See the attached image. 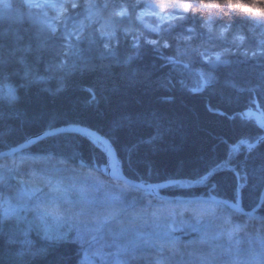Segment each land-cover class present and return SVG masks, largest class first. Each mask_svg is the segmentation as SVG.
Here are the masks:
<instances>
[{
	"label": "trees",
	"instance_id": "1",
	"mask_svg": "<svg viewBox=\"0 0 264 264\" xmlns=\"http://www.w3.org/2000/svg\"><path fill=\"white\" fill-rule=\"evenodd\" d=\"M255 16L242 13L217 18L210 29L207 20L184 14L164 28L158 45L145 43L136 50L123 41L124 47L117 45L112 54L104 53L98 44H84L79 62L73 61L65 72L57 69L53 73L48 68L59 49L43 46L41 32L30 22H12L1 16L0 151L46 129L80 124L111 141L119 167L130 179L152 183L190 179L215 168L206 185L188 190L170 186L161 192L200 196L212 186L214 195L233 201L239 197L242 206L251 209L264 184V140L251 152L240 142L253 143L264 135L256 116H247L250 109H259L264 120V54L244 57L228 52L230 61L212 66L211 82L200 90L209 74L200 78L197 68L202 63L192 64L181 53L185 42L224 47L222 35L226 39L246 35L253 42L249 31ZM245 79L262 96L246 88ZM9 88L14 100L6 95ZM236 144H241L239 150L231 155ZM100 149L82 135L58 133L0 160L50 157L83 170L93 169L111 181L102 170L107 156ZM221 164L225 165L218 167ZM256 214L264 218V202ZM86 219L92 220L85 216L79 222ZM72 236L73 231L63 237L62 233L25 228L12 218L2 221L0 264H85L82 247ZM164 252L173 258L172 264L187 258L183 251ZM196 253L194 264L211 263L215 254Z\"/></svg>",
	"mask_w": 264,
	"mask_h": 264
},
{
	"label": "rangeland",
	"instance_id": "2",
	"mask_svg": "<svg viewBox=\"0 0 264 264\" xmlns=\"http://www.w3.org/2000/svg\"><path fill=\"white\" fill-rule=\"evenodd\" d=\"M173 2L0 0V17L30 22L41 32L43 46L59 49L49 71L65 72L73 61L79 62L84 44H98L104 53L112 54L117 45L124 47L123 41L136 50L145 43L158 45L164 28L184 15L168 8ZM216 19L207 20L210 29ZM251 22L253 42L246 35L233 39L222 35L224 47L191 46L184 41L181 54L192 64L202 63L197 69L205 76L212 66L230 61L228 52L244 57L264 54V19L255 16ZM243 84L262 96L251 81L245 79ZM249 111L263 120L259 109ZM235 152L232 149L231 155ZM26 157L0 160V199L17 206L18 214L12 219L25 228L62 233L63 237L73 231L85 264H172L173 258L165 257L164 251H183L187 258L178 260L180 264H194L193 251L215 252L212 262L204 264H264V218L256 213L228 212L206 200L161 199L121 181H105L93 169L83 170L54 158L20 163ZM83 216L92 220L80 223ZM238 226L240 230L235 231Z\"/></svg>",
	"mask_w": 264,
	"mask_h": 264
},
{
	"label": "snow or ice",
	"instance_id": "3",
	"mask_svg": "<svg viewBox=\"0 0 264 264\" xmlns=\"http://www.w3.org/2000/svg\"><path fill=\"white\" fill-rule=\"evenodd\" d=\"M216 59L219 60L220 56L219 54H217ZM201 76H203V74L201 73ZM212 76L211 74H209L207 79L203 80V84L207 85L211 82ZM193 91H196L195 89ZM6 95H8L11 99H15V95L14 92L11 88L7 89ZM247 116L251 118V113H247ZM257 126L258 127H264V120H260V121H256ZM60 132H72L75 134H79L84 136L85 138L89 139L90 142H92L94 145L96 146H100L101 144L103 145V147L100 149L101 151H104L106 155L110 156L112 158V168H113V176L121 179L124 181V184L126 187L128 186H132L135 188H143L144 185L142 183H136L134 184L133 182L128 181L125 177H123L122 172L120 171L119 168V158L118 156L115 155V150L114 148H112L111 146V141H109L106 137L101 136L100 134L96 133L94 130L87 128L85 126H80V125H72V126H66L65 128H61V129H50V130H46V132L44 134L41 135V137H39V139H45L48 136H52V135H56ZM261 139H264V137L258 138L257 141L255 143H249L248 141L244 140L241 141V143L247 144L248 150L251 152L252 150H254ZM38 139L36 138H32L29 139L28 141L25 142L24 145H22L21 147H31L33 144L37 143ZM238 145L233 146V151H238ZM14 151H19V148L14 149ZM24 159H36V160H42L44 159V157H26V158H22L20 163L24 162ZM216 169H210L208 172H206L205 174L197 177V178H190V179H184V180H171V181H167L165 183L159 184V185H149L148 189L149 191H151L153 194H157V189L162 188V187H170V186H174V185H178L179 187L188 190V189H192L195 187H199V186H203L205 185L208 180L210 179L211 176H213L215 174ZM114 198H118V197H114ZM191 202V201H190ZM218 200L217 198L213 197L212 198V203L215 204L217 203ZM235 210L240 211L241 213L243 212V209L236 204H232L231 205ZM18 214V208L15 205L11 204V201L7 198H3L0 199V222L8 220L10 218L15 217ZM249 215H251V213H249ZM240 228L239 226L235 229V231H239ZM85 261H88V257L85 256Z\"/></svg>",
	"mask_w": 264,
	"mask_h": 264
},
{
	"label": "clouds",
	"instance_id": "4",
	"mask_svg": "<svg viewBox=\"0 0 264 264\" xmlns=\"http://www.w3.org/2000/svg\"><path fill=\"white\" fill-rule=\"evenodd\" d=\"M159 3L160 0H157ZM170 9H178L181 13L198 15L208 20L211 18H230L242 13L264 19V0H175L168 4Z\"/></svg>",
	"mask_w": 264,
	"mask_h": 264
},
{
	"label": "water",
	"instance_id": "5",
	"mask_svg": "<svg viewBox=\"0 0 264 264\" xmlns=\"http://www.w3.org/2000/svg\"><path fill=\"white\" fill-rule=\"evenodd\" d=\"M204 87V84L203 86L200 88V90ZM72 125H80V124H68V125H62V126H59V127H55V128H51V129H61V128H65L66 126H72ZM80 126H83V125H80ZM88 128V127H87ZM91 129V128H90ZM46 130H50V129H46ZM46 130L36 134V135H32L30 136L29 138H27L26 140H24L23 142L15 145V146H12L8 149H5L3 151H0V157H4V156H9V155H12L14 153H17V152H20V151H23L25 149H28L29 147H21L22 145L25 144L26 141H28L29 139H32V138H36L38 139V141H40L41 139H39V137H41L42 134H44L46 132ZM94 130V129H92ZM96 133L100 134L101 136L105 137L104 135H102L101 133H99L98 131L94 130ZM60 133H71V132H60ZM107 138V137H106ZM108 139V138H107ZM109 140V139H108ZM264 140V139H261L260 142ZM110 141V140H109ZM111 146L112 148H114V146L112 145L111 143ZM103 145L101 144L99 146V148H102ZM19 148V151H14V149H17ZM115 150V148H114ZM115 155L117 156V153H116V150H115ZM107 156V163L105 165L102 166V170H104L106 172V175L107 177L111 178V179H114V180H119V181H122L124 182L123 180L121 179H118L116 177L113 176V168H112V158L108 155ZM121 171V169H120ZM122 172V171H121ZM123 177H125L128 181L130 182H133L134 184L136 183H142L144 185L143 188H140V189H145L148 193H150L151 195L153 196H156L158 198H161V199H186V200H190V201H193V200H206V201H211L212 202V198L215 197L217 198L218 202L217 203H221L225 206H227L228 208H230L231 210L235 211V212H239L241 213L240 211H237L235 210L231 205L232 204H236V205H239L242 209H243V212L241 214L243 215H249V213H251V215L253 213H256L262 206L263 202H264V184H263V187H262V191H261V194H260V198H259V201L256 203V205L254 207H252L251 209H245L240 200H239V197L236 201H233V200H229V199H224V198H221L219 196H216L214 195L212 192H208L207 195H200V196H170V195H166L164 193L161 192V188L157 189V194H153L151 191H149L148 189V186L149 185H159V184H162V183H152V182H145V181H137V180H134V179H130L128 177H126L123 173H122Z\"/></svg>",
	"mask_w": 264,
	"mask_h": 264
},
{
	"label": "bare ground",
	"instance_id": "6",
	"mask_svg": "<svg viewBox=\"0 0 264 264\" xmlns=\"http://www.w3.org/2000/svg\"><path fill=\"white\" fill-rule=\"evenodd\" d=\"M13 155V154H12ZM10 156V155H9ZM5 157V156H4ZM163 252V251H162ZM161 252V253H162ZM198 256H201L202 255V253H201V251H198V253H196ZM180 257V256H179ZM198 259V258H197ZM197 259H194V261H196ZM181 260V259H180Z\"/></svg>",
	"mask_w": 264,
	"mask_h": 264
}]
</instances>
